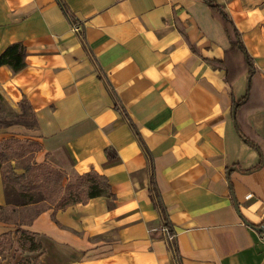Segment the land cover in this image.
Masks as SVG:
<instances>
[{"label":"crops","instance_id":"obj_1","mask_svg":"<svg viewBox=\"0 0 264 264\" xmlns=\"http://www.w3.org/2000/svg\"><path fill=\"white\" fill-rule=\"evenodd\" d=\"M217 2L241 33L252 76L249 56L231 52L205 0H0V55L14 43L26 48L21 71L0 66V99L5 114L29 117L25 101L35 115L31 127H0V139L36 143L40 163L68 177L106 175L114 194L36 213L22 227L36 233L39 251L20 246L14 222L0 264H172L152 177L180 264H264V233L243 222L229 185L243 216L260 226L264 164L247 170L264 157V0ZM233 56L240 64L231 86L209 61ZM249 94L240 122L258 148L233 118L235 101ZM8 202L0 167V204Z\"/></svg>","mask_w":264,"mask_h":264},{"label":"trees","instance_id":"obj_2","mask_svg":"<svg viewBox=\"0 0 264 264\" xmlns=\"http://www.w3.org/2000/svg\"><path fill=\"white\" fill-rule=\"evenodd\" d=\"M212 8V11L215 15H220L227 35L231 43V52L240 50L242 54H247L249 56L248 61V72L249 75H253L254 64L250 55L247 53V49L243 43L241 33L235 25L231 16L222 10V6L217 2V0H205ZM26 48L22 43H14L9 45L3 53L0 55V66L10 65L13 70L16 72L21 71L26 66L25 61ZM234 55V54H233ZM214 67L222 68L226 70L227 81L233 85L234 77L239 71V61L233 57L225 58L224 60H210L209 61ZM236 71V72H235ZM251 88V83H249V91ZM115 96V95H114ZM115 98V108L119 111L127 120L129 116L120 103V101ZM250 102V94L248 97L243 98L239 101H235L234 105L236 106V122L237 127L241 133V136L248 142L249 145L258 148L259 142L256 136L252 139L250 134L242 130V122H240V112L242 108ZM22 106L25 110L29 111V117H26L25 114L9 113L8 114L0 112V121H8L12 123L23 122L30 118L34 120L35 115L32 109H30L23 101ZM10 118L13 120L11 121ZM130 120V119H129ZM251 133L254 134L252 131ZM15 143V145L13 144ZM34 143V142H31ZM28 144V141L21 139H7L0 143V167L2 171L3 181L6 185L14 187L21 196L25 197L27 201L23 203L26 205L34 204L35 201L34 195L38 193L42 195L40 202H47V200L57 201L58 207H66L71 204L87 202L91 198L99 196H109L112 197L114 194L111 192V185L106 175L99 174L95 171H90L80 176H71L68 177L64 172L59 169L54 168L48 163H33L32 165H24V172L17 173L16 169L12 167L7 161L12 156L13 152H17L20 149H23L25 145ZM36 144V143H35ZM262 155V154H261ZM264 164V157L261 156L258 164L252 168H249L247 171H254L258 168H261ZM67 179V182L64 181ZM150 194L153 200L155 207L159 210L162 217V224L158 230V233H161L162 225L166 226L169 229V232L176 233L172 223L169 221L164 207L163 201L161 199L160 192L155 184L154 178L151 179ZM4 208L0 204V209ZM48 206L41 208L37 213L47 209ZM17 227L15 229L17 240L20 246L25 251H39L42 248V244L36 241V233L33 231L23 228L22 225L30 224L31 220L28 222H15ZM264 226V222L260 224ZM264 233L263 231L260 232ZM13 231H5L0 234V254L5 255L6 252H9L14 244V239L12 237ZM175 240L170 243L173 250V261L172 264H180L178 259L177 248L174 245ZM16 264H32V261L29 257H22Z\"/></svg>","mask_w":264,"mask_h":264},{"label":"rangeland","instance_id":"obj_3","mask_svg":"<svg viewBox=\"0 0 264 264\" xmlns=\"http://www.w3.org/2000/svg\"><path fill=\"white\" fill-rule=\"evenodd\" d=\"M0 108H2L3 112L8 111L5 104L0 99ZM7 109V110H6ZM11 114L8 113V116L10 117ZM12 121L13 119L10 118ZM27 126L31 127L34 125V120L32 118L23 121ZM11 122L8 121V118L6 121H0V127L9 125ZM12 139V138H9ZM17 139V138H15ZM4 140H7L6 138L0 139V143ZM15 145V143H13ZM39 150L40 146L28 142V144L23 147V149L18 150L17 152H13L12 156L7 161L12 167H14L17 171V173H23L24 172V165H32L33 163H40L39 159ZM7 194H8V206L5 208L0 209V231H6L11 228H15L13 226L14 222H28L31 220V218L37 213L38 210H40L43 207L54 205L56 201L47 200V202H40L42 199V195H39L38 193H35L34 200L37 201L35 205H26L23 203L27 201V199L19 194V192L12 186L7 187Z\"/></svg>","mask_w":264,"mask_h":264},{"label":"water","instance_id":"obj_4","mask_svg":"<svg viewBox=\"0 0 264 264\" xmlns=\"http://www.w3.org/2000/svg\"><path fill=\"white\" fill-rule=\"evenodd\" d=\"M233 118H234V123L235 125H237V122H236V106L234 105L233 107ZM233 168H236V167H233ZM231 189H232V195H233V198H234V205H235V208H236V211L238 213V215L241 217V219L243 220V222L250 226L251 228L257 230V231H264V226H257V225H254L253 223H251L247 218H245L240 210V207H239V204L235 198V194H234V190L232 188V185H231V182L229 183Z\"/></svg>","mask_w":264,"mask_h":264},{"label":"built area","instance_id":"obj_5","mask_svg":"<svg viewBox=\"0 0 264 264\" xmlns=\"http://www.w3.org/2000/svg\"><path fill=\"white\" fill-rule=\"evenodd\" d=\"M73 30L75 32H82V24L79 21L74 22ZM160 230H161V234H163L166 237L168 242L172 243L175 240L176 233L169 232V229L166 226L162 225Z\"/></svg>","mask_w":264,"mask_h":264}]
</instances>
